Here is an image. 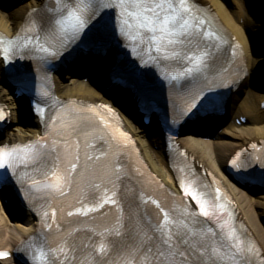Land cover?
<instances>
[{
	"label": "bare ground",
	"instance_id": "6f19581e",
	"mask_svg": "<svg viewBox=\"0 0 264 264\" xmlns=\"http://www.w3.org/2000/svg\"><path fill=\"white\" fill-rule=\"evenodd\" d=\"M20 0H0V34L11 37L27 20L34 9L42 6L45 0H27L22 4ZM203 5L211 14L218 26L242 51L247 69V77L241 83L240 88L231 96L226 115L228 123L219 135L210 139L211 127L222 121V117L207 120L191 131L190 135L180 137L177 145L184 149L193 158V164L198 169H210L217 174L234 196L244 219L245 226L256 241L258 257L264 264V193L259 195L258 200L249 195L261 192L264 189L240 185L236 181L226 177L225 167L228 158L233 152L251 141L264 140V94L258 93V97L249 89L243 96L240 89L248 85L252 77L264 68V0H250L252 24L256 27L257 42L260 49H252L251 38L242 31L235 20L234 15L228 12L224 5L217 0H195ZM18 3V4H16ZM13 6L14 9H11ZM88 57L83 58L87 79L79 81V73L72 71L71 67L61 70L54 76V93L58 99H76L81 102L110 104L119 112L122 121L129 132L135 137L142 157L151 170H153L166 185L173 191H177L172 174L167 169L170 152L167 144L163 141L157 130L152 126H139L140 116L136 112L134 101H126L119 97V90H107L108 84H103L102 79L113 63L112 52L108 50L99 66L90 62ZM264 78L259 76L256 84H262ZM251 85V84H250ZM252 87V86H250ZM246 95V97H245ZM243 98V99H241ZM257 98V99H256ZM0 100L11 109L10 123L3 132V139L8 143L24 142L36 137L40 132L39 121L28 109L23 98H16L13 89L4 79L0 67ZM240 117H245V123H239ZM248 123L249 125H246ZM204 136H209L204 140ZM223 137V141L217 138ZM6 200V202H5ZM19 201L8 191L0 195V250L12 253L22 244V240L33 231L34 224L28 217L19 213ZM8 214V216L5 214ZM0 264H22L20 259L13 255Z\"/></svg>",
	"mask_w": 264,
	"mask_h": 264
},
{
	"label": "snow or ice",
	"instance_id": "6c2138e0",
	"mask_svg": "<svg viewBox=\"0 0 264 264\" xmlns=\"http://www.w3.org/2000/svg\"><path fill=\"white\" fill-rule=\"evenodd\" d=\"M117 8L120 9L119 13H116L120 18L119 23L128 28L146 29L149 33H152V39L157 45V51L166 46L165 42L169 45L176 43L177 38L198 39L196 28L198 25L204 24L202 19L198 20L195 15L191 14V10L186 5V0H179V7L174 6L171 0H83L79 6L67 10V16L62 14L55 22L61 29H70V34L66 32V43L64 46L67 47L73 41L78 42L89 25L104 10H115ZM115 30L117 31L116 19ZM120 30L123 31V27ZM188 70L191 71L192 69ZM0 119H3L2 114H0ZM13 151L18 150L14 149ZM4 155V152L0 150V169L5 168ZM30 158L35 160L37 154H33ZM17 159L25 158L17 157ZM8 163L9 167H11L13 161ZM76 167V164L73 163L71 170L76 171ZM61 179L62 182L49 187L59 191L60 195H65L64 186L70 185L75 177L65 174ZM182 190L186 196H191L192 200L195 201L200 214L204 217H209V209H214V206L208 205L206 199L205 202H202L203 194L183 187ZM91 210L94 209L90 208L89 211ZM68 215L72 216L73 213L70 211ZM212 215H215L214 210ZM236 239L238 240V238ZM187 243V241L178 239L176 245H172L168 240H162L161 249L166 246L167 252L157 249L153 253L154 259L157 260V264H163V261L159 259L160 256L171 257L169 264H172V262H175V264H191V258L195 255V252L191 248L182 246ZM237 248H239V242L237 243ZM148 251L152 253L151 248ZM249 251H252V249L249 248ZM6 256L7 253H0V258H5Z\"/></svg>",
	"mask_w": 264,
	"mask_h": 264
},
{
	"label": "rangeland",
	"instance_id": "374dc122",
	"mask_svg": "<svg viewBox=\"0 0 264 264\" xmlns=\"http://www.w3.org/2000/svg\"><path fill=\"white\" fill-rule=\"evenodd\" d=\"M27 1V0H25ZM24 1V2H25ZM218 3L224 5L225 9L230 12L231 14L234 15L235 20L238 22V26L241 27L242 31L247 35V37L251 38V42H252V49H258L259 46V42H257V37L256 36V32L257 29L256 27H253L252 24V16H251V3L250 0H217ZM18 4V3H16ZM22 4V3H21ZM15 6H13L11 9H14ZM260 38V37H258ZM74 71V70H73ZM79 81H84L87 78V75H83V74H79L78 77H76ZM250 88H248V85H245L244 88H242V91H240L241 95L243 96V94H245V92H247ZM252 91H248L249 93L254 94V96L256 95L258 97V93L264 94V84L263 86H260L259 88H255L252 87L251 88ZM246 97V95H245ZM243 99V98H241ZM257 99V98H256ZM247 120V119H246ZM246 125H249L248 123H246ZM217 128H213L211 131V135H210V139L213 138V135H219V133L223 130H219L217 131ZM185 135H190V133H186ZM223 137L224 136H220L217 138V141L221 142L223 141ZM204 140H208L209 136H204ZM208 138V139H207ZM262 193H264V191L262 192H254V193H250L249 195L252 197V199L254 200H258L259 202H261V200H259V195H261ZM3 213L2 210H0V214Z\"/></svg>",
	"mask_w": 264,
	"mask_h": 264
}]
</instances>
